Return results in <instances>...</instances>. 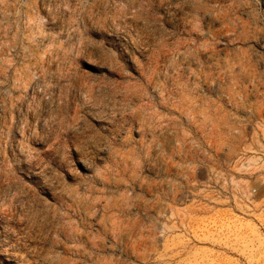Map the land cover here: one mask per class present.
Returning a JSON list of instances; mask_svg holds the SVG:
<instances>
[{"label": "rangeland", "instance_id": "1", "mask_svg": "<svg viewBox=\"0 0 264 264\" xmlns=\"http://www.w3.org/2000/svg\"><path fill=\"white\" fill-rule=\"evenodd\" d=\"M0 264H264V0H0Z\"/></svg>", "mask_w": 264, "mask_h": 264}]
</instances>
